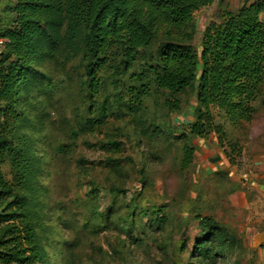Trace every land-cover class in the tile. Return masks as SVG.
Returning a JSON list of instances; mask_svg holds the SVG:
<instances>
[{"label":"rangeland","instance_id":"374dc122","mask_svg":"<svg viewBox=\"0 0 264 264\" xmlns=\"http://www.w3.org/2000/svg\"><path fill=\"white\" fill-rule=\"evenodd\" d=\"M248 1L214 0L195 13L194 45L208 24ZM14 5L0 0L4 24ZM32 67L18 134L36 158L42 192L35 203L48 264H264V169H252L264 152L260 103L249 128L228 130L239 149L231 166L214 136L189 137L192 90L174 97L178 111H169V95L152 85L132 107L125 79L116 85L105 74L99 92L90 93L82 52L65 58L62 47L45 48ZM185 145L193 162L182 169ZM1 171L11 184L8 159ZM203 218L237 243L213 263L193 250Z\"/></svg>","mask_w":264,"mask_h":264},{"label":"trees","instance_id":"16d2710c","mask_svg":"<svg viewBox=\"0 0 264 264\" xmlns=\"http://www.w3.org/2000/svg\"><path fill=\"white\" fill-rule=\"evenodd\" d=\"M214 0H15L11 19L0 16V36L9 43L0 57V264H48L41 238V212L36 199V158L31 142L18 134L25 122L19 111L31 85L32 65L45 48L62 47L65 58L82 52L91 94L105 74L124 89L128 104L148 94V86L167 93L164 106L178 111L174 97L193 91L195 105L189 137L218 148L233 166L238 142L228 130L245 131L264 107V1L223 12L208 24L194 45V15ZM4 29L3 32L1 30ZM149 75V77H148ZM148 79L146 80V78ZM24 99V100H23ZM181 168L193 162V149H182ZM9 160L11 184L1 168ZM197 256L213 263L236 247L232 234L211 218L199 220Z\"/></svg>","mask_w":264,"mask_h":264},{"label":"crops","instance_id":"0c3cea01","mask_svg":"<svg viewBox=\"0 0 264 264\" xmlns=\"http://www.w3.org/2000/svg\"><path fill=\"white\" fill-rule=\"evenodd\" d=\"M255 0H249L248 2L249 3H252V2H254ZM264 1V0H263ZM244 4V3H243ZM242 4V5H243ZM241 5V6H242ZM240 6V7H241ZM239 7V8H240ZM239 8H237L235 11H233V13L234 12H236ZM229 12H232V11H229ZM263 15H264V12H262L261 14H260V20L262 21V18H263ZM262 23L264 24V22L262 21ZM256 161L253 163V166H252V169H264V152L261 154V153H259V154H257L256 153Z\"/></svg>","mask_w":264,"mask_h":264},{"label":"built area","instance_id":"2783aa9c","mask_svg":"<svg viewBox=\"0 0 264 264\" xmlns=\"http://www.w3.org/2000/svg\"><path fill=\"white\" fill-rule=\"evenodd\" d=\"M9 43L8 39L0 36V57L6 49L7 44Z\"/></svg>","mask_w":264,"mask_h":264}]
</instances>
